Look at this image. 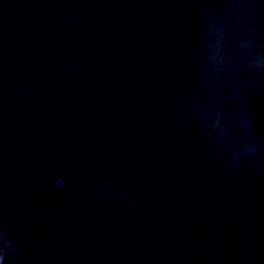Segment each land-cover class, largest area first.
<instances>
[{
	"label": "water",
	"instance_id": "95a60500",
	"mask_svg": "<svg viewBox=\"0 0 264 264\" xmlns=\"http://www.w3.org/2000/svg\"><path fill=\"white\" fill-rule=\"evenodd\" d=\"M0 258L264 264V0H0Z\"/></svg>",
	"mask_w": 264,
	"mask_h": 264
},
{
	"label": "clouds",
	"instance_id": "9594fccd",
	"mask_svg": "<svg viewBox=\"0 0 264 264\" xmlns=\"http://www.w3.org/2000/svg\"><path fill=\"white\" fill-rule=\"evenodd\" d=\"M60 183H62V181H61ZM0 264H3V260H2V258H0Z\"/></svg>",
	"mask_w": 264,
	"mask_h": 264
}]
</instances>
